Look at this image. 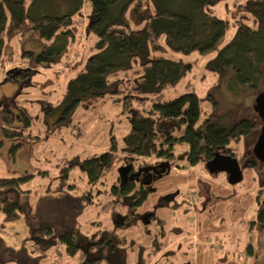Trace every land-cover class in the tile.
<instances>
[{"label": "trees", "instance_id": "1", "mask_svg": "<svg viewBox=\"0 0 264 264\" xmlns=\"http://www.w3.org/2000/svg\"><path fill=\"white\" fill-rule=\"evenodd\" d=\"M84 1L90 6L87 31L95 41L81 67L75 64L72 67L77 72L69 80L62 100L63 120L70 126L79 106L88 109L107 95L117 96L116 101H123L122 113L131 122L124 139L123 156L118 155L112 137L110 150L103 156L73 158L62 163L58 186L38 196L35 204L31 201V191L23 189L32 175L0 178V229L4 232L8 223L24 221L30 231L19 247L0 238V264H42L52 249L60 256L65 253L70 257L83 250L85 260L81 264H102L110 251L120 248L121 238L116 231H104L91 238L84 235L80 218L93 196L74 193L70 175L75 169H80L89 183L95 185L118 164L123 166V175L112 186L111 195L116 205L113 214H118L119 204L127 208V216L121 217L120 224L126 229L138 224L140 208L155 192V181H149L152 174L146 171L148 164L139 162L142 158H155V164L162 160L171 162L176 156L175 145L179 143L189 147L183 159L191 166L202 164L206 168L218 153L237 158L243 171H259L264 165L254 154L247 156L242 145L253 135L255 122L243 118L231 126L221 124L214 113L208 116L203 111L202 99L194 91L173 100L153 102L143 110L134 107L136 100L159 95L178 85L192 70L190 63L167 58L168 51L215 54L207 62L209 72L229 75L239 88L262 89L264 0H247L238 5L236 14L240 17L235 23L236 31L227 43L224 38L230 24L213 12L219 0H189L185 7L173 0H80V5L63 15L42 14L36 8L40 0H0V61L6 44L18 39L21 43L36 41L41 45L39 53L25 52V60L37 66L54 67L76 41L74 16ZM134 10L151 13L137 25L132 18ZM246 20H251L253 25ZM19 73L18 78H29L28 70ZM214 106L216 109L217 102ZM18 112L28 127L30 113L24 107H18ZM15 115L0 107L2 136L11 141L38 139L13 126ZM73 127L78 130L76 134L82 135L80 126ZM21 146V143L13 145L12 157ZM261 175L259 199L264 198V171ZM259 223L264 226V207ZM60 246H64V252ZM138 264H144L142 258Z\"/></svg>", "mask_w": 264, "mask_h": 264}, {"label": "rangeland", "instance_id": "2", "mask_svg": "<svg viewBox=\"0 0 264 264\" xmlns=\"http://www.w3.org/2000/svg\"><path fill=\"white\" fill-rule=\"evenodd\" d=\"M246 1L219 0L213 8L219 19L230 24L224 43L230 41L236 31L235 23L240 17L236 14L238 5ZM79 2L40 0L36 8L42 14L63 15L73 11ZM173 2L185 7L189 0ZM89 12V3L84 1L74 16L76 41L54 67L37 66L23 58L28 51L39 53L41 45L36 41L21 43L14 39L6 44L0 61V107L16 114L14 127L38 138L11 141L0 132V178L32 175L23 185L24 190L32 193V204L45 191L55 190L58 186L62 163L73 158L84 160L103 156L110 150L112 137L116 140L118 155L123 156L124 139L131 122L122 113L123 101L115 100L117 96L107 95L88 109L79 106L72 115L70 126L63 120L62 100L69 80L77 72L72 67L74 64L81 67L95 41L87 31ZM149 12L134 10V23L140 24ZM246 23L253 25L251 20ZM214 55L168 51L167 58L190 63L192 70L178 85L168 87L159 95L136 100L134 107L143 110L153 102L173 100L194 91L202 99L203 111L208 116L214 113L221 124L231 126L243 118L255 122L253 135L242 144L246 155L251 156L263 126L253 109V102L264 91V85L259 90L239 88L229 75L209 72L206 65ZM25 69L29 78L22 80L18 78L19 72ZM214 102H217L216 109ZM18 107H24L30 113L28 127ZM51 107H54L52 112ZM74 125L81 127L82 135L76 134L78 130ZM17 143L22 146L12 157V147ZM188 149V146L176 143V156L171 162L162 160L155 164V158L139 161L148 164L146 171L152 174L149 181H155V192L139 212L153 217L126 229L119 225L120 218L127 216V208L119 204L116 207L118 214H113L112 208L116 205H113L111 195L112 186L118 184L123 175V166L118 164L112 173L95 185L89 183L80 169L72 171L70 184L75 185L74 193L93 196L92 203L80 218L84 235L91 238L104 231H116L121 238L120 248L110 251L102 264H138L140 258L144 264H264V226L259 223V214L264 207V198L259 199L264 165L259 171L245 169L243 181L231 185L225 173L211 174L202 164L191 166L186 162L183 157ZM29 234L24 221L8 223L4 232L0 229V238L13 247H19ZM60 250L64 252V246H60ZM48 254L42 264H81L85 260L83 250L74 257L65 253L60 256L56 249Z\"/></svg>", "mask_w": 264, "mask_h": 264}, {"label": "water", "instance_id": "3", "mask_svg": "<svg viewBox=\"0 0 264 264\" xmlns=\"http://www.w3.org/2000/svg\"><path fill=\"white\" fill-rule=\"evenodd\" d=\"M253 109L263 121V126L258 140L253 148L254 156L264 163V91L259 93L253 102ZM206 169L211 174L225 173L231 185H237L243 181V170L237 158L224 153H218L206 164Z\"/></svg>", "mask_w": 264, "mask_h": 264}, {"label": "flooded vegetation", "instance_id": "4", "mask_svg": "<svg viewBox=\"0 0 264 264\" xmlns=\"http://www.w3.org/2000/svg\"><path fill=\"white\" fill-rule=\"evenodd\" d=\"M147 217H153V215H145V214H141V216H140V220H143V221H148V218Z\"/></svg>", "mask_w": 264, "mask_h": 264}, {"label": "crops", "instance_id": "5", "mask_svg": "<svg viewBox=\"0 0 264 264\" xmlns=\"http://www.w3.org/2000/svg\"><path fill=\"white\" fill-rule=\"evenodd\" d=\"M122 221H123L122 218H120V222H121V223H122ZM121 223H120V224H121ZM119 226H120V225H119Z\"/></svg>", "mask_w": 264, "mask_h": 264}]
</instances>
